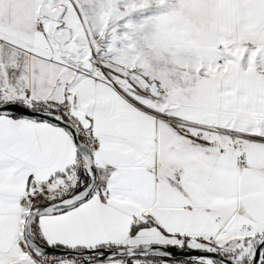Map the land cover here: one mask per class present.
I'll list each match as a JSON object with an SVG mask.
<instances>
[{"label": "snow or ice", "instance_id": "1", "mask_svg": "<svg viewBox=\"0 0 264 264\" xmlns=\"http://www.w3.org/2000/svg\"><path fill=\"white\" fill-rule=\"evenodd\" d=\"M0 264H264V0H0Z\"/></svg>", "mask_w": 264, "mask_h": 264}]
</instances>
